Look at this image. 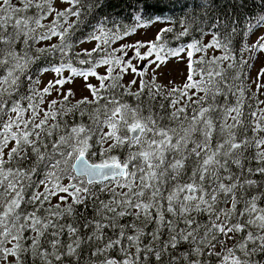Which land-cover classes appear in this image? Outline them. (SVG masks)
Wrapping results in <instances>:
<instances>
[{
  "label": "snow or ice",
  "instance_id": "1",
  "mask_svg": "<svg viewBox=\"0 0 264 264\" xmlns=\"http://www.w3.org/2000/svg\"><path fill=\"white\" fill-rule=\"evenodd\" d=\"M112 7L0 0V264H264V0Z\"/></svg>",
  "mask_w": 264,
  "mask_h": 264
},
{
  "label": "trees",
  "instance_id": "2",
  "mask_svg": "<svg viewBox=\"0 0 264 264\" xmlns=\"http://www.w3.org/2000/svg\"><path fill=\"white\" fill-rule=\"evenodd\" d=\"M108 4L114 5L115 7L112 8H105L104 11H112V12H118L121 13L124 16H127L131 11L132 8L130 5L134 4L135 0H107ZM149 4L153 2V0H148ZM200 0H165V4L167 5L166 10L163 12L161 17V24L164 25V27H174L176 32L180 31L179 24H170L167 22H163L166 20H180L184 17V14L186 11H190L193 7H195ZM233 0H216V7L217 8H224L226 5L231 4ZM259 4V0H247V8L244 10V16L242 17V20L248 19L250 17H247L248 12H257L258 8L257 5ZM229 14H231V8H229ZM73 20L75 18H72ZM151 27V26H150ZM83 33L78 32L77 35L80 36ZM254 36H252L249 39V43L253 42ZM210 39V37H209ZM190 40V37L182 38L180 41H175L171 38V34H169V44L173 46H179L181 43ZM207 42V40L205 41ZM81 46V45H79ZM38 47V45H37ZM245 58H247V54L245 53ZM253 88L252 85H249ZM254 91V89H253ZM131 100V98H129ZM220 100L222 101L223 98L221 97ZM232 102H234V98H231ZM134 103V101H131ZM255 103V101H253ZM262 107V105H261ZM247 111V110H246Z\"/></svg>",
  "mask_w": 264,
  "mask_h": 264
},
{
  "label": "rangeland",
  "instance_id": "3",
  "mask_svg": "<svg viewBox=\"0 0 264 264\" xmlns=\"http://www.w3.org/2000/svg\"><path fill=\"white\" fill-rule=\"evenodd\" d=\"M64 7H67V5H64ZM51 18H49L48 20H45L43 21V23L45 24H48L50 22ZM157 27H164L163 24H159V25H155V26H151V31H149V34H148V37H144L143 36V32L145 30H140V35L138 36H133L131 37L130 39L131 40H136V39H150L152 38L155 30ZM255 39L256 37L254 36L253 38V42H255ZM58 42L55 38L53 39L52 43H56ZM42 46H45L44 43L38 45V47H42ZM92 45L90 44H84V45H81L77 48V51L80 49V48H90ZM216 55H220L219 52H216L215 53ZM212 53L211 51L209 52V56H211ZM198 58V57H196ZM170 67V70L172 71V77L171 78H174L175 79V84L176 86H181L184 82H185V77H186V63H181L179 64V66L177 67L175 61L172 62V64L169 66ZM257 67H259V64L257 63ZM100 74H104L105 72V69L104 67H101L100 69L97 70ZM65 75H68L67 73H65ZM253 75H255V70L253 69ZM52 76L50 74H45L43 77H41L42 80L46 81L47 79H51ZM128 77H125V80H127ZM91 83L93 84H97L98 82L95 80V78H90V81ZM83 80L82 78H77L74 85H66L65 87L68 88V87H74L75 91H76V98L79 99L81 97V95L83 94H87L86 93V90L84 89L83 87ZM253 86V89L255 90V87L254 85ZM194 91V90H193ZM262 92H264V89L261 90ZM260 99L264 100V95H261L260 96ZM264 107V105H263ZM231 122V121H229ZM42 190V189H41Z\"/></svg>",
  "mask_w": 264,
  "mask_h": 264
}]
</instances>
